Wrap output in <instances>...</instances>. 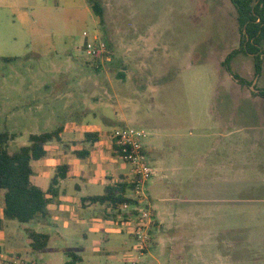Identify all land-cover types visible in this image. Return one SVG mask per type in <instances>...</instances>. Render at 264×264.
Returning <instances> with one entry per match:
<instances>
[{
  "label": "rangeland",
  "instance_id": "1",
  "mask_svg": "<svg viewBox=\"0 0 264 264\" xmlns=\"http://www.w3.org/2000/svg\"><path fill=\"white\" fill-rule=\"evenodd\" d=\"M96 1L103 24L88 0H0V128L22 133L9 151L28 145L33 127L51 132L79 120L110 134L144 130L177 170L147 182L150 206L122 210L131 212L128 226L101 204L102 217L80 229L5 220L0 264H65L70 253L77 264H264V98L252 99L264 71L248 80V64L236 60H252L254 70V57L235 56L232 72L250 82L242 86L219 65L241 46L231 1ZM92 40L106 44L104 55L88 56ZM32 97L42 103L25 118ZM39 184L47 190L51 181ZM30 231L50 236L41 253L31 250Z\"/></svg>",
  "mask_w": 264,
  "mask_h": 264
},
{
  "label": "crops",
  "instance_id": "2",
  "mask_svg": "<svg viewBox=\"0 0 264 264\" xmlns=\"http://www.w3.org/2000/svg\"><path fill=\"white\" fill-rule=\"evenodd\" d=\"M236 61H238L239 64L241 62H246L248 64L250 74L248 76L250 79L248 80L254 78L252 60ZM223 62L224 60H220L219 65L222 66ZM225 74L226 76H230L227 71ZM262 74L258 78V81L262 77ZM258 81L255 83L256 85L258 84ZM252 90L254 91L253 88ZM253 94L256 95L254 96L255 98H252L251 94L250 97L253 100L259 98L257 91ZM249 100L251 99L249 98ZM41 103L42 101L40 98L32 97L30 100H26L23 103L25 108V118H28V107L32 108L37 105L41 106ZM31 118L33 120L32 122H37L38 120L35 115H31ZM223 123L224 122L221 124ZM228 124L229 115L226 117V125L228 126ZM11 130L12 131H9L8 127H1L0 133L7 132L9 134L16 135L15 139L12 141L17 142V140L21 138L22 133H18L13 129ZM52 132H58V138L53 139L45 145L44 149L47 155L43 159L32 162L33 175L31 177V181L43 191H47L48 189H43L39 186V183L43 180H50L52 183V180L58 175L59 168L67 166L68 172L66 173V178L61 179L56 186L57 196L52 197L51 195H48V197L52 199L48 205V215L45 218V223L52 221V223L56 225L63 221V227L67 229L73 226L80 229V227L86 224L88 217L92 218V222H97L98 218L102 217L99 211H94L96 209V205L100 203H95L93 198L102 196L105 188L109 185H113L122 179L130 180L132 177V168L130 165L122 162L114 152L113 144L110 139L111 131L107 126L73 120L70 122H64L60 125L58 124L55 130L51 132H38L37 127H33L30 129L29 137L31 135H40ZM86 134H92V137L86 138ZM151 138L149 140V136H147L144 141V151L147 157L149 154L154 160V164L158 167V174L165 176L168 172H176L177 167L170 170V168L166 165V155L164 154L167 152V147H162L157 139L153 137ZM147 145L152 146L150 150L151 154L147 153ZM23 146L26 145H22V147ZM123 164L130 167L129 173L125 172L126 167L123 166ZM100 188L103 189V193H100ZM101 205L103 207L101 211H103L105 215H108L109 212L107 210H112V208L107 204ZM0 210L2 212L0 219H4L3 209L0 208ZM120 210V208H117L118 212H120ZM118 212L117 217L120 215ZM124 217V223L128 226L127 223L130 220L129 216L124 214ZM69 218L73 219L70 221ZM37 220L38 219L35 221ZM99 220L101 221V219Z\"/></svg>",
  "mask_w": 264,
  "mask_h": 264
},
{
  "label": "trees",
  "instance_id": "3",
  "mask_svg": "<svg viewBox=\"0 0 264 264\" xmlns=\"http://www.w3.org/2000/svg\"><path fill=\"white\" fill-rule=\"evenodd\" d=\"M92 11L99 22L103 24V7L96 0H88ZM237 12V21L241 29L242 40L239 49L232 51L223 63L228 73L242 86L250 85V82L236 74L230 68L232 59L238 54L244 53L254 57L255 78H259L263 71L264 56V0H230ZM264 98V89L257 93ZM16 135L7 132L0 133V199L3 194L4 219H0V232L5 228V220L17 221L21 224L30 223L39 218H46L48 205L52 197L57 196L59 181L66 178L68 167L63 166L58 170V175L52 180L47 191L34 185L31 181L33 175L32 162L43 159L47 153L45 145L58 138V132L31 135L28 145L21 147L17 152H9V143ZM92 134H86V138ZM133 184L130 180H120L105 188L102 196L93 198L95 203L107 204L113 210L125 203H134L127 198V193L132 192ZM116 216V215H115ZM113 216V217H115ZM116 218V217H115ZM31 250L34 253L44 251L50 242L48 234L29 232ZM71 260L65 264H77L82 261L75 253H70Z\"/></svg>",
  "mask_w": 264,
  "mask_h": 264
},
{
  "label": "built area",
  "instance_id": "4",
  "mask_svg": "<svg viewBox=\"0 0 264 264\" xmlns=\"http://www.w3.org/2000/svg\"><path fill=\"white\" fill-rule=\"evenodd\" d=\"M85 37L88 36L87 33L84 34ZM96 41V38L95 40ZM86 53L89 57L94 58L97 56H102L107 51L106 44L103 42H99L95 44L92 41H88L85 48ZM148 134L144 130L124 127L114 129V131L110 134V139L113 144L114 152L116 153L117 157L124 163L130 165L132 168V177L130 181L133 184L132 192L135 195L134 203H125L120 205L119 208L121 209L118 212L119 217L118 219H124V214H129V212H123L122 210H129L130 206L133 207V211H143L140 209V205L144 202H147V205L150 206V201L145 194V186L148 181L158 175V171L149 165L147 161V157L144 151V141L146 140ZM147 209V208H146ZM143 217H148V214L141 213ZM128 221L127 224H131L132 220ZM131 221V222H130ZM135 222V220H134ZM139 221H137L138 223ZM136 223V222H135ZM137 229V225L133 226L132 233L141 234L142 232ZM141 232V233H140Z\"/></svg>",
  "mask_w": 264,
  "mask_h": 264
},
{
  "label": "flooded vegetation",
  "instance_id": "5",
  "mask_svg": "<svg viewBox=\"0 0 264 264\" xmlns=\"http://www.w3.org/2000/svg\"><path fill=\"white\" fill-rule=\"evenodd\" d=\"M253 89H254V87H253ZM254 91H257V90L255 89ZM257 93H258V91H257Z\"/></svg>",
  "mask_w": 264,
  "mask_h": 264
}]
</instances>
